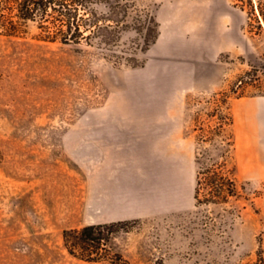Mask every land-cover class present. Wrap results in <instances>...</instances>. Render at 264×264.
<instances>
[{
  "label": "rangeland",
  "instance_id": "rangeland-1",
  "mask_svg": "<svg viewBox=\"0 0 264 264\" xmlns=\"http://www.w3.org/2000/svg\"><path fill=\"white\" fill-rule=\"evenodd\" d=\"M161 1L94 0L111 27L79 44L41 39L34 22L18 36L0 35V264H112L118 254L132 264H264V146L257 139L252 154L243 117L247 103L264 97V0H236L247 50L223 56L214 76L204 73L186 96L184 137L168 140L178 154L150 138H100L94 147L97 120L116 114L132 98V77L141 80ZM228 149L235 194L214 197L229 186L211 172L197 202L196 156L217 168ZM122 180L123 197L112 188L107 202L108 182ZM162 194L192 205L154 213ZM120 220L109 257L69 252L66 230Z\"/></svg>",
  "mask_w": 264,
  "mask_h": 264
},
{
  "label": "crops",
  "instance_id": "crops-1",
  "mask_svg": "<svg viewBox=\"0 0 264 264\" xmlns=\"http://www.w3.org/2000/svg\"><path fill=\"white\" fill-rule=\"evenodd\" d=\"M154 18L159 34L146 51L145 66L138 70L141 80L137 82L133 76L132 98L117 104L116 114L97 120L94 147L100 145V138H150L165 140L161 146L167 149L164 152L178 154V150H170L168 140L184 137L186 96L199 88L204 73L214 76L223 56L247 50V18L236 0H162ZM146 91L154 92L158 99L144 104L139 96ZM247 104L251 108L243 114L249 121L245 137L250 140L253 154L257 139L264 146V125L256 116V107L264 112V97ZM125 187L123 180L117 186L108 182L105 200L111 201L112 188L123 197ZM191 205L192 200H172L162 194L152 212L167 213Z\"/></svg>",
  "mask_w": 264,
  "mask_h": 264
},
{
  "label": "trees",
  "instance_id": "trees-1",
  "mask_svg": "<svg viewBox=\"0 0 264 264\" xmlns=\"http://www.w3.org/2000/svg\"><path fill=\"white\" fill-rule=\"evenodd\" d=\"M94 9V0H0V35L18 36L22 26L28 22H34L42 30L41 39L63 44H79L83 40H92L98 30L107 31L110 24L102 23L97 17ZM111 19H105L110 21ZM155 20V18H154ZM116 27L123 22L116 21ZM156 30L152 40L147 43V49L156 41L159 28L155 20ZM146 49V50H147ZM233 121L225 125H232ZM227 145L235 147V138L229 137ZM230 149L221 154L222 162L217 163V168L204 166L199 154L196 156L198 172L195 186V200L200 202L202 186L212 181L209 178L211 172L219 182L227 187L226 191L216 189L214 197L228 200L235 194L234 181L227 175V153ZM205 175H208L204 178ZM126 220L114 221L106 224H93L81 229H71L64 232V240L69 252L82 259L99 261L109 257L110 249L108 244L114 233V227L124 224ZM112 264H132L122 255L118 254L116 259L111 260Z\"/></svg>",
  "mask_w": 264,
  "mask_h": 264
},
{
  "label": "bare ground",
  "instance_id": "bare-ground-1",
  "mask_svg": "<svg viewBox=\"0 0 264 264\" xmlns=\"http://www.w3.org/2000/svg\"><path fill=\"white\" fill-rule=\"evenodd\" d=\"M259 109V108H258ZM257 108H256V110H257V113H256V116L258 117V119L260 120V122L264 125V112H259V110H258ZM252 110V109H251ZM256 117V118H257ZM257 119V120H258Z\"/></svg>",
  "mask_w": 264,
  "mask_h": 264
}]
</instances>
